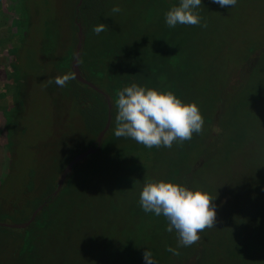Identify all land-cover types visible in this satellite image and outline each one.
Returning <instances> with one entry per match:
<instances>
[{"label": "rangeland", "instance_id": "rangeland-1", "mask_svg": "<svg viewBox=\"0 0 264 264\" xmlns=\"http://www.w3.org/2000/svg\"><path fill=\"white\" fill-rule=\"evenodd\" d=\"M263 1L237 0L234 7H221L212 0H202L197 11L207 27L178 24L175 27L182 30L173 34L174 40L182 42V53L178 85L171 91L186 103L195 102L204 118L203 132L193 134L194 147L188 151V146L184 152V162L195 167L193 173L181 175L177 183L199 186L215 197L216 232L210 233L205 247L199 245L204 253L202 264H214L225 253L237 251L232 244L240 234L238 226L257 207V192H264V59L254 62L245 58L249 48L264 47ZM66 6L67 0H0V222L26 221L56 184L65 164L93 146L97 136L79 111L76 93L85 89L81 83L72 79L65 87L55 83L45 87L49 79L66 74L58 58L71 33V13ZM50 20L58 26V37L47 50L43 26ZM12 50L17 54L15 71L11 67ZM17 80L21 82L18 90ZM99 149L83 158L80 168L91 164L96 153L100 155L98 163L106 167L114 155L103 156V141ZM152 161L148 163L149 167L154 164V169L139 176L164 179L157 173L162 169L161 161ZM110 174L106 168L100 171L93 185L86 188V196L97 189L105 191L106 182L115 176ZM135 177L130 178L129 185L135 184V191H139L143 182L135 183ZM112 192L116 201L126 197L120 198L122 194L115 189ZM107 208V204L98 211L86 208L89 222L79 230L72 227L71 232L76 233L71 237L49 236L36 264H145L146 250L151 251L155 264H181L178 257L185 256L187 247L179 248V256H166L167 245L160 235L144 239L141 245L133 234L144 219L138 217L136 228L125 208L105 214ZM158 220L155 217L153 222ZM166 226L167 221H162L171 243L168 246L176 248V234L167 232ZM16 229L9 228L8 232ZM29 229L32 227L25 231ZM6 231L0 229V255L10 253V258L9 245H5L7 254L2 247L10 244L11 236L1 233ZM155 231L159 232L157 228ZM86 233L90 235L84 236ZM128 236L134 239H124ZM129 243L141 247L128 250ZM193 263V257L183 262Z\"/></svg>", "mask_w": 264, "mask_h": 264}, {"label": "trees", "instance_id": "trees-1", "mask_svg": "<svg viewBox=\"0 0 264 264\" xmlns=\"http://www.w3.org/2000/svg\"><path fill=\"white\" fill-rule=\"evenodd\" d=\"M77 2L78 0H67L69 6H66V9L71 13L69 23L71 33L66 36V40L64 36L68 46L64 48L62 56H58L62 61L60 69L64 73L71 72L70 64L74 56L78 24H80L83 31V42L78 59L79 70L84 78L95 84L107 95V99L103 94L81 83L85 89L76 93L78 104L80 103L79 111H81L83 119L86 120L87 126L91 124L89 129L91 128L92 133L97 135L106 122L107 101H109L111 121L102 139V153L103 156L113 154L114 158L109 159L111 161L106 167L103 163H98L100 155L97 153L94 155V161L89 165L87 164L85 168H80L79 161L76 163L78 164L76 170L71 172L56 196L51 195L55 185L47 194L43 195L42 200L46 201V204L28 227L8 232L9 227L0 226V229L7 230L1 233L11 236L8 241L10 244H2L4 253L9 252L5 248V245H9L12 255L10 258V253L4 257L0 255V264H36L38 254L48 244L49 236L71 237L76 233V231L72 233V227L76 226V229L79 230L83 223L88 221L84 212L86 208H89L88 210L94 208L98 211L105 204L108 205L105 214L108 211L110 213L120 212L121 209L125 208L128 212V218L136 224V228L141 223L136 234H133L135 240H139L141 245L144 244V239H152L153 236L160 235L164 238V244L168 246L171 243L167 242V236L162 227V221L164 222L166 219L163 216L157 217L153 213L143 211L139 204L140 189L135 191L136 185H129L130 178L136 176L134 178L135 183L143 182L144 179L141 176L144 177V172H147L148 169H154V164L149 167V163L152 160L154 163L156 158L161 161L160 166L162 165L161 171H157V173H160L159 175L164 180H172L177 183L181 175L191 173L195 168L194 165H188L189 162H184L183 159L187 147L190 146L188 151L194 147V135L182 146L174 143L171 148H147L131 138H118L114 135L117 90L133 82L138 85L155 87L159 90L174 91L177 88L179 79L176 74L181 70L178 64L182 53V49H180L182 42L181 40L180 42L174 40L173 34L179 33L182 29L177 30V27H168L164 13L170 5L177 4L179 1L82 0L80 6L77 5ZM114 6H119L121 11L113 13L111 10ZM136 9L142 11H136ZM262 15H264V9H262ZM99 23L105 24L108 30L96 34L93 28ZM43 28L46 37H48L44 38L47 42L45 47L48 50V47L53 42L55 43L54 40H57L58 26L50 20L44 23ZM12 53L14 60L11 62V67L14 70L16 69L17 54H14L15 50H12ZM245 58L254 59V62L262 61L264 59V47L261 45L258 48H249V53ZM74 82L78 81L75 80ZM20 87L21 82L17 80V90ZM16 96L19 97L17 93ZM17 101L20 106L21 97ZM160 155L163 157L161 158ZM105 168L109 174L114 173L115 176L113 179L112 177L109 178V183L106 182L107 189L104 188L105 191L97 189L94 194L89 195V198L85 194L86 188L93 185V180ZM151 178L153 179V177ZM112 189H115L118 194H122L120 198L126 197L121 201H116L114 199L116 194L112 192ZM261 193L263 194L261 195ZM257 196L255 200L257 207L254 212L250 217L247 216L245 223L238 226L240 234L232 244L235 249L237 248V251L232 252V254L224 252L225 254L220 257V261L214 262V264H264V213L261 212L264 210V192H257ZM120 198L118 197V199ZM41 203L42 201L39 202V204ZM116 204H121V206L117 208ZM139 216L144 221L141 219L138 224ZM155 217L161 221L158 220L154 223ZM30 227L32 229L25 231ZM156 228L159 232L155 231ZM214 229V227L209 228L199 233L201 239L198 244L187 247L185 256L178 257L181 264L192 257L194 258L193 264H202L204 253H202L199 245L203 244L205 247L210 233L216 232ZM88 234L86 233L84 236ZM1 235L0 237H2ZM118 235L120 236L119 231ZM4 237L6 236L4 235ZM130 237H132L131 234ZM124 239L132 240L129 239V236ZM141 245L129 243L127 249L132 250L134 247H141ZM170 253L167 251L166 256ZM211 254L216 253L211 252Z\"/></svg>", "mask_w": 264, "mask_h": 264}, {"label": "clouds", "instance_id": "clouds-1", "mask_svg": "<svg viewBox=\"0 0 264 264\" xmlns=\"http://www.w3.org/2000/svg\"><path fill=\"white\" fill-rule=\"evenodd\" d=\"M221 7H234L237 0H212ZM202 0H179L169 6L164 13L168 27L178 24L207 27L201 23L197 9ZM113 13L121 11L114 6ZM108 30L99 23L93 31L99 34ZM75 77L71 72L49 79L48 84L55 83L65 87ZM115 106L114 135L131 138L147 148H171L173 144L183 145L191 140L193 134L203 132L204 118L195 102H184L171 90H159L147 85L133 82L117 90ZM215 197L199 186L189 187L172 180L144 178L139 191V204L144 212L163 216L167 221L166 231L175 232L177 247H166V251L175 256L181 255L179 248L190 247L201 239L199 233L215 227ZM145 264H155L152 253H143Z\"/></svg>", "mask_w": 264, "mask_h": 264}, {"label": "water", "instance_id": "water-1", "mask_svg": "<svg viewBox=\"0 0 264 264\" xmlns=\"http://www.w3.org/2000/svg\"><path fill=\"white\" fill-rule=\"evenodd\" d=\"M81 3H82V0H78L77 5L80 6ZM82 42H83V31H82L81 25L78 24L77 43H76L75 50H74V56H73V59H72L71 64H70L71 72H72L73 76L75 77L74 79L76 81L82 83V84H85V85L91 87L95 91L103 94L105 96V98L107 99V95L101 89H99L95 84H93L92 82H90L89 80L84 78V76L81 74V72L79 70L78 59H79V55H80V51H81V47H82ZM107 103H108L107 119H106V122H105L103 128L99 131V133L96 136V139L94 141L95 146L94 147L90 146V147L86 148L85 150L77 153L65 164V166L63 167V169H62V171L58 177V180L56 181L55 189L51 193V195L53 197L56 196L59 193V191L61 190L64 182L67 179V176L71 174L73 166L76 163H78L79 161H81L83 158H85L91 154H94L100 148L103 136L106 133V131L108 130L109 125H110V121H111L110 103H109V101H107ZM45 204H46V201H43L40 205H38L32 211L29 218L24 222H20V223L0 222V226L9 227V228H19V229L26 228L35 220L38 212L42 209V207Z\"/></svg>", "mask_w": 264, "mask_h": 264}]
</instances>
